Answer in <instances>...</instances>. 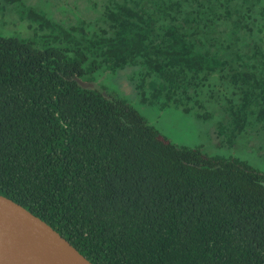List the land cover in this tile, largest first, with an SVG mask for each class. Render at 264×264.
Returning a JSON list of instances; mask_svg holds the SVG:
<instances>
[{"label":"trees","instance_id":"16d2710c","mask_svg":"<svg viewBox=\"0 0 264 264\" xmlns=\"http://www.w3.org/2000/svg\"><path fill=\"white\" fill-rule=\"evenodd\" d=\"M0 195L93 264H264V172L172 143L124 95L264 142V0H0ZM95 84V83H94Z\"/></svg>","mask_w":264,"mask_h":264},{"label":"rangeland","instance_id":"374dc122","mask_svg":"<svg viewBox=\"0 0 264 264\" xmlns=\"http://www.w3.org/2000/svg\"><path fill=\"white\" fill-rule=\"evenodd\" d=\"M38 5L42 0H23ZM26 24L13 25L0 22V34L11 37L17 34H28ZM134 68L126 67L118 72L102 71L93 75L92 82L116 95L126 96L147 120L168 138L172 143L189 148H201L211 156L238 158L256 169L264 172V142L246 138L236 143H224L216 133L219 119L206 114L197 107L185 111L176 107H163V102L152 97L148 90L140 94L136 90Z\"/></svg>","mask_w":264,"mask_h":264},{"label":"water","instance_id":"95a60500","mask_svg":"<svg viewBox=\"0 0 264 264\" xmlns=\"http://www.w3.org/2000/svg\"><path fill=\"white\" fill-rule=\"evenodd\" d=\"M86 89H99L84 83ZM0 264H93L22 205L0 195Z\"/></svg>","mask_w":264,"mask_h":264}]
</instances>
